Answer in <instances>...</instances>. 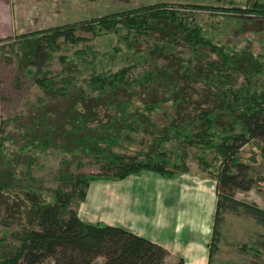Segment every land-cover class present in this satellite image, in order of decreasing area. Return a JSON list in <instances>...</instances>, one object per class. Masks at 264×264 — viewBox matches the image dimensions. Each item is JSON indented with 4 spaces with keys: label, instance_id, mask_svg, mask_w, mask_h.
I'll return each instance as SVG.
<instances>
[{
    "label": "trees",
    "instance_id": "1",
    "mask_svg": "<svg viewBox=\"0 0 264 264\" xmlns=\"http://www.w3.org/2000/svg\"><path fill=\"white\" fill-rule=\"evenodd\" d=\"M226 2L149 4L18 36L20 52L11 59L44 92L69 100L63 114H43L25 146L36 152L61 148L81 157V165L90 159L98 172L70 173L64 161L58 186L43 189L34 185V157L23 185L8 161L0 198L24 203V225L13 234L16 245L0 237V264H95L100 258L99 264H164L168 251L156 242L103 221L86 223L79 208L93 182L143 172L174 179L190 172L191 153L216 182L210 264L226 215L252 218L264 228V209L235 197L259 181L258 161L245 159V148L258 142L264 162V57L216 40L193 18L213 12L264 19V0H247L244 7ZM105 35L115 36L117 45L102 52L92 42ZM150 39L154 48H139ZM68 47L82 48L60 54ZM187 50L190 55L183 56ZM55 55L63 66L59 74L50 70Z\"/></svg>",
    "mask_w": 264,
    "mask_h": 264
},
{
    "label": "rangeland",
    "instance_id": "2",
    "mask_svg": "<svg viewBox=\"0 0 264 264\" xmlns=\"http://www.w3.org/2000/svg\"><path fill=\"white\" fill-rule=\"evenodd\" d=\"M221 1L224 2L220 0H0V142L5 140L6 150L9 153L5 159L0 157V178L9 173L11 166L8 161H10L18 168L21 185L27 183L24 174L27 170V161L31 157L35 158V188H41L40 186L43 189L56 188L58 186L56 178L64 161L70 163L64 167L70 173L98 172L97 165L90 159L86 158L81 165V157L64 152L61 148L36 152L32 151V145L25 146L29 139L27 136H30L31 130H34L33 125L40 121L43 114L46 111L50 112L51 116L63 114L69 106V100L44 92L25 75L16 61L11 59L20 52V48L15 43L19 35L32 30L39 31L64 25L68 21L77 20L72 22L77 23L99 15L117 13L149 4L168 2L221 6L228 0ZM232 1L244 7L247 0ZM18 8L22 12H19ZM29 9L32 11V21L28 18ZM193 18L207 30L208 35L216 40L238 49L250 48L256 55L264 57L263 18L228 17L213 12L196 13ZM19 19L23 24L22 27L18 23ZM155 43L150 39L149 43H141L139 48L148 52L155 47ZM92 44H95L97 50L107 52L117 45V38L113 35H105L95 39ZM80 48L82 47H68L60 54L71 55ZM124 51L127 52V50ZM188 53V50L183 52V56L190 55ZM57 56L55 55L50 67L54 74H59L63 69ZM125 58L133 59L129 54L125 55ZM157 118L162 119L161 116ZM58 143H62V140L59 139ZM259 150V143L253 142L243 152L245 159L255 158L258 161V184L250 191H237L235 197L264 209V162ZM190 156L188 159L190 172L172 180L154 173L143 172L123 182H93L89 190L91 200L89 204L81 207L80 218L87 220L90 216L92 221L97 222L107 220L110 215L112 218L119 219V210H115L114 206L109 204V189L113 188L119 194L120 192H136L143 198L142 210H146L152 220L160 221L164 214L168 218L171 215L169 221L174 223L179 238L203 240L206 235L202 232L195 233L194 229L204 221L207 226L214 223L216 182L208 179L206 182L209 184L203 183L202 180L207 177L200 171L192 153ZM146 177L156 178L158 180L156 186L149 184L146 180L136 181L135 179ZM98 186L101 187L99 191H97ZM209 188H211V194ZM21 205L23 206L24 203L20 200L13 202L11 199L0 198V237L5 238L7 246L16 245L13 234L19 232L20 226L24 225L22 224L24 209L20 208ZM151 222L153 224V221ZM1 231H9L10 234L6 236ZM211 231L213 232L212 227ZM212 232L207 234L208 243L211 241ZM262 243H264V228L257 225L252 218L226 215L219 251L213 259V264H264V247L257 246ZM244 246L252 248L249 249L251 251L245 253L249 250ZM256 246L259 247L258 252L254 249ZM101 261L100 258L95 264ZM45 264H51V261Z\"/></svg>",
    "mask_w": 264,
    "mask_h": 264
},
{
    "label": "crops",
    "instance_id": "3",
    "mask_svg": "<svg viewBox=\"0 0 264 264\" xmlns=\"http://www.w3.org/2000/svg\"><path fill=\"white\" fill-rule=\"evenodd\" d=\"M20 11L22 12L21 9L19 10V12ZM27 14L29 20L32 21L31 18L32 11L30 9L28 10ZM75 21L77 20L68 21V23H72ZM18 23L20 24L21 27L23 26L20 19ZM33 31L35 30H32V32ZM185 175L186 174L180 176H185ZM128 178L121 181H110V182H123L126 181ZM135 179L136 181L146 180L149 184L153 186H156L158 182V180L153 177L135 178ZM207 180L208 179L202 180V182L205 184H209V182H206ZM198 181L201 182L200 179H198ZM179 182H182V180L181 181L179 180ZM97 189H98L97 191H99L101 187L98 186ZM209 191L211 194V188H209ZM90 200L91 198L88 191V195L85 201L81 204L79 208V215H80L81 207L83 205L89 204ZM109 204L113 205L115 210H119V215H118L119 219L112 218L109 215L108 219L103 220V222L112 226L125 228L139 236L150 239L153 242H156L158 245L165 248L168 251V256L164 264H178L180 260H183L184 264H210V243H208L207 234L208 232H212L211 231V227L213 229L212 224L207 226L206 221H204V223H200L199 226L195 227L194 229L195 233L202 232L204 235H206V237L203 240L181 239L178 236L179 234L177 232V229L174 227V223H171L169 221L171 215L168 218L164 214V216H162L160 221L152 220V218L147 215L146 210H142V208L144 207L143 198L136 192H131V193L120 192L119 194L113 188L109 189ZM86 210L88 211V208H86ZM82 214L84 217L85 216L84 210ZM82 220L84 222L86 221V223L89 222L91 224L98 222V221L97 222L92 221V217L90 216H88L87 220H84V218ZM151 221H153V224Z\"/></svg>",
    "mask_w": 264,
    "mask_h": 264
}]
</instances>
